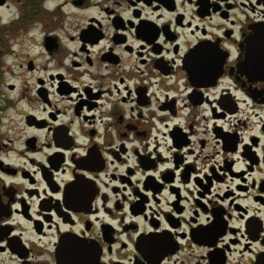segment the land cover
<instances>
[{
    "label": "flooded vegetation",
    "instance_id": "af4514ba",
    "mask_svg": "<svg viewBox=\"0 0 264 264\" xmlns=\"http://www.w3.org/2000/svg\"><path fill=\"white\" fill-rule=\"evenodd\" d=\"M264 0H0V264H264Z\"/></svg>",
    "mask_w": 264,
    "mask_h": 264
},
{
    "label": "water",
    "instance_id": "95a60500",
    "mask_svg": "<svg viewBox=\"0 0 264 264\" xmlns=\"http://www.w3.org/2000/svg\"><path fill=\"white\" fill-rule=\"evenodd\" d=\"M261 69H262V74L264 75V66Z\"/></svg>",
    "mask_w": 264,
    "mask_h": 264
}]
</instances>
